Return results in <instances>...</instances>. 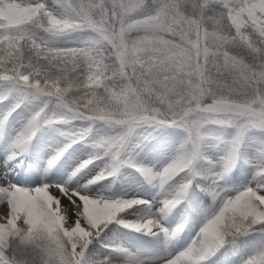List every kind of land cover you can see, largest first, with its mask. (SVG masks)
Instances as JSON below:
<instances>
[{
	"label": "snow or ice",
	"instance_id": "6c2138e0",
	"mask_svg": "<svg viewBox=\"0 0 264 264\" xmlns=\"http://www.w3.org/2000/svg\"><path fill=\"white\" fill-rule=\"evenodd\" d=\"M0 264H264V0H0Z\"/></svg>",
	"mask_w": 264,
	"mask_h": 264
},
{
	"label": "rangeland",
	"instance_id": "374dc122",
	"mask_svg": "<svg viewBox=\"0 0 264 264\" xmlns=\"http://www.w3.org/2000/svg\"><path fill=\"white\" fill-rule=\"evenodd\" d=\"M0 207H2V206H0Z\"/></svg>",
	"mask_w": 264,
	"mask_h": 264
}]
</instances>
